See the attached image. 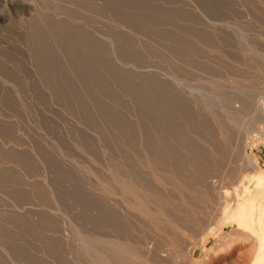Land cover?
I'll use <instances>...</instances> for the list:
<instances>
[{"label": "rangeland", "instance_id": "374dc122", "mask_svg": "<svg viewBox=\"0 0 264 264\" xmlns=\"http://www.w3.org/2000/svg\"><path fill=\"white\" fill-rule=\"evenodd\" d=\"M99 1L44 0L111 32L112 60L64 26L0 21V264H102L117 245L150 264H249L264 249L245 156L264 170V0ZM117 171L159 194L175 228L132 209ZM225 199L247 204V227Z\"/></svg>", "mask_w": 264, "mask_h": 264}, {"label": "bare ground", "instance_id": "6f19581e", "mask_svg": "<svg viewBox=\"0 0 264 264\" xmlns=\"http://www.w3.org/2000/svg\"><path fill=\"white\" fill-rule=\"evenodd\" d=\"M64 1H65L64 4L66 6V9H72L75 5H77L76 1L78 0H64ZM91 1H93L94 3H100L99 0H91ZM105 1L106 4L108 5V10H110L111 13V11L113 10L114 0H105ZM52 12L53 11L50 9L48 5H46L44 0H0V21L5 22L6 20H8L6 21L7 22L6 26L15 25L16 17L19 18L23 17L25 22L23 23V25L28 24L34 26L36 25V23H40L44 28L47 29H50L54 26H61V27L64 26L66 27V29L78 33V35L86 43L87 50L89 53L95 54L98 53L102 48H104L105 51L108 52V55L111 57L112 60L115 49H114V38L111 32H105L106 36H103L98 32L97 28H93V27L91 28L87 26L86 22L78 21V20L69 22L70 20L73 19H70L71 16L67 12V10L56 11L54 12V15L52 14ZM262 65H263L262 70L264 72V57H263ZM6 82L7 79L6 78L4 79L2 76H0V86L2 85V87H4ZM256 100L255 102L252 101L253 106L257 111L261 112L262 105L261 106L258 105L259 101L257 102L256 105ZM1 121L2 120L0 116V122ZM229 122L232 125L237 124L235 120L233 119L231 120L230 118H229ZM224 129L226 130V128ZM224 129L220 127V134H223V132L225 133ZM245 156L248 162V167L251 168L252 171L255 172L256 174L254 175L255 177L253 182L256 185L264 184V171L260 168L258 169L255 168V160L252 157V155L245 153ZM147 167L149 168L150 174L155 180V182L159 186L165 187L169 179H171V177L169 178L167 174L161 173L158 170L156 161L152 158L148 159ZM112 181L119 188L120 193L132 198L131 201H128V205L140 215L145 216L146 218L154 222V226L156 228H160L158 224L161 221H166L168 223V227L175 228V225L168 218V215L166 214L164 209L158 206L157 207L151 206V202H157L160 199L159 194H154L151 191L142 188L141 187L142 185L139 186L138 184L139 182H136L134 178L132 179V177L129 174H125L124 172L123 173L120 171L115 172L112 176ZM206 181L212 187L213 191L217 188L215 180L207 178ZM180 190H184V188L180 187L178 191V196L181 198V202L184 205H189V202L186 200L183 192ZM217 191H218L217 195L221 199L222 191L220 190ZM246 212H247V204L244 201H240L239 199H237V201L230 203L228 199H225L224 206L222 208V213L224 215H228L229 217L233 218V220L237 221L239 224L238 228H242L243 225L247 227L246 222L243 220V217ZM252 212H253L252 217H255V210L253 209ZM213 228L214 227H211L210 231H212ZM256 228L259 230L260 226L256 224ZM250 230H252V227H250ZM170 240L174 244L177 242L176 238H171ZM113 251L116 252V253L112 252V256L114 257H111L108 254L99 253L98 260L102 264H135V263L150 264V261L147 257L142 259L140 255L134 254L133 250L126 249L121 245L115 246Z\"/></svg>", "mask_w": 264, "mask_h": 264}, {"label": "crops", "instance_id": "0c3cea01", "mask_svg": "<svg viewBox=\"0 0 264 264\" xmlns=\"http://www.w3.org/2000/svg\"><path fill=\"white\" fill-rule=\"evenodd\" d=\"M261 158L264 160V152H263V154L261 155ZM260 169H262V168H260ZM263 170V169H262ZM264 171V170H263ZM262 256H264V249H261V250H259L258 252H257V254H256V257L254 258V260L253 261H249V264H264V259H263V257ZM261 258H262V260H261ZM260 260V261H259Z\"/></svg>", "mask_w": 264, "mask_h": 264}]
</instances>
